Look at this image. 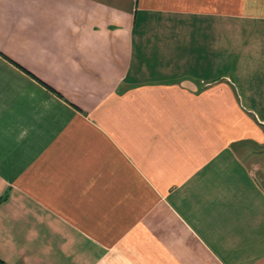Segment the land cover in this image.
<instances>
[{"label":"crops","instance_id":"0c3cea01","mask_svg":"<svg viewBox=\"0 0 264 264\" xmlns=\"http://www.w3.org/2000/svg\"><path fill=\"white\" fill-rule=\"evenodd\" d=\"M0 259L264 264V0H0Z\"/></svg>","mask_w":264,"mask_h":264},{"label":"rangeland","instance_id":"374dc122","mask_svg":"<svg viewBox=\"0 0 264 264\" xmlns=\"http://www.w3.org/2000/svg\"><path fill=\"white\" fill-rule=\"evenodd\" d=\"M208 31H209V34H210V29H208ZM228 69H226V71H227ZM229 71L231 72V70L229 69ZM219 80H223V78H220Z\"/></svg>","mask_w":264,"mask_h":264},{"label":"trees","instance_id":"16d2710c","mask_svg":"<svg viewBox=\"0 0 264 264\" xmlns=\"http://www.w3.org/2000/svg\"><path fill=\"white\" fill-rule=\"evenodd\" d=\"M2 262V260L0 259V263Z\"/></svg>","mask_w":264,"mask_h":264}]
</instances>
